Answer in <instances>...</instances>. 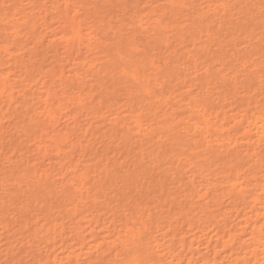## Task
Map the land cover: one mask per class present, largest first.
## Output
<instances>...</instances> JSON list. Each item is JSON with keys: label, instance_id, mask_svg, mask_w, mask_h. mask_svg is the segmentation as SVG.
<instances>
[{"label": "rangeland", "instance_id": "obj_1", "mask_svg": "<svg viewBox=\"0 0 264 264\" xmlns=\"http://www.w3.org/2000/svg\"><path fill=\"white\" fill-rule=\"evenodd\" d=\"M62 8L73 9L72 16L80 15L82 32L92 42L90 49L80 53L67 49L70 40L62 29L68 16L62 14ZM120 37L133 45L122 55H113L111 46ZM10 41L15 45L23 42L25 47H12L13 56L0 50V72L10 74L23 116H5L6 104L0 99V201L8 205L7 210L0 205V264H6L7 258H12L9 264H43L41 257L49 250L61 258L60 264H69L65 258L70 254L80 255L70 264H113L124 249L108 240L125 235L128 214L151 209L165 215L171 207L165 202L167 193L184 197L188 185L197 190L194 198L189 197L193 205L203 203L207 188L221 183L222 169L217 166L229 159L228 153L240 155L243 169H247L254 162L244 149L263 147L264 134L256 126L262 122L254 115L264 108V0H0V43ZM145 53L149 60L144 68L151 80L147 95L138 88L142 74L138 79L120 81L121 76L113 71L117 68L121 73ZM109 59L106 70L92 68L93 64L107 65ZM52 63H58L64 73L54 82L47 75ZM156 77L160 79L156 81ZM72 80L84 83L85 92L95 86L97 94L95 91L96 96L91 97L90 108L81 109L77 104L80 88L73 87ZM65 86L71 88L69 93L61 92ZM50 87L72 97V105L56 120L62 132L70 131L71 140L81 141L73 164L63 155L45 153L46 147L51 149L48 139L54 123L47 115ZM130 88L134 89L132 95ZM138 114H143L141 124L133 117ZM117 124L127 126L112 141L109 134ZM85 129H89L87 133L82 132ZM229 135L233 142L226 140ZM244 143L249 145L240 147ZM94 148L99 149L97 154ZM12 155L14 161L9 159ZM16 162L29 164L38 176L20 180L22 189L10 200L9 193L20 185L11 177L5 182L8 193L1 189L3 171ZM212 163L211 172L207 168ZM94 165L99 174L88 173V167ZM105 168L114 172L112 182L105 181ZM127 169L132 170L130 177L124 174ZM258 172L264 182V164ZM42 173L56 180L54 195H62L69 186L75 192L65 204L55 196L53 213L48 209L49 198L42 197L45 193L38 180ZM83 184L84 191L89 188L85 193L75 190ZM162 184L166 193L159 190ZM228 199L223 200L227 208L233 204ZM74 207L78 208L75 216ZM229 215L232 217L221 216L219 223L204 216L203 227L190 231L180 223L179 234L194 244V252L186 257L194 253L193 262L201 263V256L208 258L211 252L207 240L217 241L216 230L228 228L225 224L242 225L243 219L236 218L235 212ZM93 217L97 223L89 221ZM26 219L30 224L25 227ZM51 220L57 223L56 231L46 228ZM154 230L150 231L153 236L158 234ZM98 242L103 243L100 248ZM225 249L220 254L228 258L232 252ZM233 259L228 258L235 264ZM214 261L210 258L209 263L221 260Z\"/></svg>", "mask_w": 264, "mask_h": 264}, {"label": "bare ground", "instance_id": "obj_2", "mask_svg": "<svg viewBox=\"0 0 264 264\" xmlns=\"http://www.w3.org/2000/svg\"><path fill=\"white\" fill-rule=\"evenodd\" d=\"M104 2H107V0H104ZM60 11L62 12L63 15L68 16V21L65 24L66 26L62 29L63 35L65 37H68L70 40V43L67 49L71 53H80L83 48L90 49V47H92V42L90 43L87 42L90 40H88L82 32L83 29L80 27V25H83L84 23L81 17H78L80 15L79 14H76L73 16L70 15L73 12V9L62 8ZM160 40L163 41L165 39L161 38ZM132 42L133 41L130 40V42L128 43L126 39H123V37H120V39L116 43L112 44L111 46L113 50H115L113 55L114 54L122 55L123 51L125 50V48H127L128 45L132 47L133 45ZM15 46H18V48L21 49L25 47V44L22 42V43H18L17 45H15L13 44V41L7 42L4 45L0 43V50H3V52H5L6 54L13 56L11 48ZM1 54L2 53L0 51V56ZM148 58H149L148 54L145 53V56H143V58L138 57L137 59L130 61L132 64L126 66L125 69H123L121 73L119 70H116L117 68H115L113 71L115 72L116 75L118 74L119 76H121L120 81H122L124 78H127L129 80L138 79L139 78L138 75L142 74V79H141L142 82H139L138 88L144 94L147 95L150 93L149 88L151 85V80L148 79V77H150V74L146 75V70L144 68V65H145V62L149 60ZM21 62L23 63V66L25 67L27 66L26 60L25 61L23 60ZM21 62L18 64L19 66L22 65ZM109 62H110V59L108 60V64L106 65L105 63H103V66H100L101 64L94 66L93 64L92 68L97 67L98 69H96V71L101 72L109 68ZM74 65L78 66V63L74 62ZM133 65L137 66V68L136 69L132 68ZM48 67L49 68L47 71V75H49L48 77L51 78L52 82L57 81V79L63 77L64 75L63 68L59 69L58 63L55 65L52 63L51 66L49 64ZM171 70L172 69L169 67V71ZM78 75H81L80 70L78 71ZM159 79L160 77H156L155 80L157 81ZM70 82H73V80ZM71 84L72 83H69L68 85H71ZM74 84H76L77 87L80 88L78 90L80 99L77 101V104H79V107L81 109L90 108V105L93 104L94 102V99L91 97L95 95V91L97 94V90L95 89V86L89 87V89H87V91L85 92L84 83L82 82L74 83L73 82V87H74ZM50 89L51 90L47 94L48 100L50 101L47 115L50 118L54 119V123H52L51 132H50V136L48 139L49 146L51 147V149H48V147H46L45 153L49 155L50 153H52V155L54 156L63 155L65 156L66 159H68L73 164L75 161L74 159L75 152L77 151V147L81 145V141L80 139H78L77 141L71 140L70 131L66 130L65 132H62L63 130L60 128V123L59 121L56 120L57 117L59 118L60 117L59 115L63 113L62 111L64 110V108L67 109L69 108L70 105H72V97H70L69 94H67V96L60 95L61 92L63 93L65 91L69 93L71 88L70 87L67 88V86H65L61 90V92L58 90L53 91L52 87H50ZM129 93L132 95L134 93V89L130 88ZM82 95H85L84 98H82ZM0 99L6 104L5 107L7 108L6 110L7 112L4 113L5 116L12 117L17 114L23 116L22 112H19V110L21 109L20 107L21 105H18L19 102L21 104V98H18L17 96V91H15V86L13 85V81L10 78V74L4 75L1 72H0ZM26 101L28 103L27 99ZM195 101L198 102V100H195ZM94 104L95 106L96 105L99 106L101 104V101L100 103H94ZM26 105H29V104H26ZM1 110L4 111L3 109ZM260 111H259L260 113L258 112L259 114L257 113L258 115L257 114L254 115V118H256L257 121L260 120L262 122L259 126L258 125L256 126L259 129V131H261V133L264 134V108L261 109ZM75 115L78 118L79 116L82 115L81 111L77 112ZM133 117L135 118V121L137 122V124L142 123L143 114H138ZM253 122L254 121H252V123ZM124 126H127V125L117 124L113 126L109 134V139L113 141L115 135H118L120 134V132L124 131L123 130ZM88 130L89 129H85L82 132L87 133ZM2 138L3 136H2V133L0 132V142ZM226 140L229 142L230 141L233 142L234 137L229 135L227 136ZM236 143H237V139H236ZM248 145L249 143L247 144L244 143L240 147H246ZM244 150H246L245 156L251 157L254 163L251 165V167L247 169H243V159L241 158V156L240 155L238 156L234 153H228L229 159H227V161H223L222 165L219 164L217 166V169H222L220 172L223 174L222 181L217 186L212 184L210 187L207 188L208 189L207 200L205 201L203 199V201L205 202L200 203L198 205H193L195 203H192L189 200V197L194 198L195 197L194 194L197 192V190L194 189L195 187L193 185L187 184L189 188L188 189L189 193L184 197L177 196L176 194L174 195V197H172L170 196L169 193H167V198L165 199V202H169L171 207L168 213H165V215H162L161 211H155V210L143 209V208H142L144 210L143 212H140L139 210H137L136 212L132 214L131 213L128 214L126 222L124 223L125 224V235L121 236L120 234H118L116 237H114L113 240L111 239L110 241L108 240V242L110 244H113L114 246L116 245L118 246V244L120 243L124 249L122 251L120 248L121 252L119 254H116L117 256L115 255L117 258L116 259L117 261L115 260L116 262L114 261L115 263L113 264H195V262H193L195 259L192 257V256H195L194 253L192 256L190 255L188 258L186 257L189 255V253L192 254V252H194L193 251L194 244H193V241L191 242L187 241L185 238V235L183 237L181 236L182 234L181 235L179 234L182 231L181 229V231L179 232L180 225H181L180 223L186 225L187 230L190 231V230H194L197 228L199 229L203 227L202 224L204 220L202 218L204 216L208 218L210 221L216 220V222L219 223L218 219H221V216L227 217V218L232 217L229 215V213H232V212H235L236 214L235 217L240 216L241 219H243L241 221L242 225L239 224L241 226L240 227L237 226L236 228V227H232L230 223H229L230 225H227L224 222L225 227L228 226V228L226 227V229H222V231L224 232V235L222 234L223 236H221V233H220L222 232L221 230L215 231L217 232L216 236L219 238L217 237L215 238L217 240L215 244L212 242V240L211 241H209L210 239L207 240V246H208L207 248L210 247L211 249H209V251L211 250V252H209L210 254L208 253L209 254L208 258L207 256L205 257L201 256L203 257V260L200 259L201 263L199 262L200 260L198 262L200 264H210L211 263L210 258H212L213 260H215L214 262H218L219 260H221L219 264H226L224 260L225 258H227V255L222 256V254H220L222 247L223 248L226 247L225 250H227L228 248V251L232 252L228 254V258L229 256L233 257L234 258L233 261H235V264H240V263L242 264H264V182H262V180L258 177V174H259L258 170L264 164V144L262 148H252V149L245 148ZM103 151L107 153L105 149ZM98 152H99V149L94 148L93 153L97 154ZM244 152L245 151H243L242 149L240 150V154H243ZM9 159L14 161L13 160L14 155L10 156ZM108 159L109 158L107 157V160ZM218 160L219 159H217L216 161ZM211 162H215V161L211 160ZM15 164L16 165H11L10 167H6L3 171L4 173L3 182L4 183L6 182L7 179L11 177H15L16 184L20 185L18 188H15L14 191H11L9 193L10 200L15 199L14 197H17V192L22 189L20 180H23L27 178L28 176H31L35 180V178H37L38 176L37 175L38 173H35V171L31 170V168L29 167V164L19 165L18 162H16ZM212 166H214L213 163L210 165V168H207V170L212 172V170H210ZM244 166L246 165L244 164ZM88 169H89L88 173L93 171V173L99 174V168L97 165H94V167L92 168L88 167ZM105 170H107L105 171L106 172L105 181H108V180L111 181L114 176L113 175L114 172L108 168H105ZM88 173L84 172V174H88ZM124 174L129 177L133 175L131 169L125 170ZM38 180L41 181L42 186H43L42 191L45 193V194H42L43 195L42 197L45 196L49 198L48 199L49 200L48 209L50 213L54 212V200L56 198L55 196H57L58 198L61 197V199H63L62 201L63 204H65L67 200L70 199L75 194V192L71 189L72 186H69L64 189L62 195H57V194L54 195L53 186L55 185L56 180L52 181L49 178V176L44 173L40 175ZM4 183L1 185V189H5V191L8 193V188H7L8 185ZM161 183H163V181H161ZM73 184L75 183H71V185ZM136 186H139V185L137 184ZM28 188H30L29 185H28ZM84 188H85L84 184L82 186L79 185V187L77 185L75 190H77L80 193H85L89 189L87 188L84 191ZM159 190H161V192L163 193H166V189L164 188L163 184L161 185ZM168 198L169 200H167ZM225 198H229L228 199L229 201L232 200L233 204L232 206L230 205L231 207L227 208V206H225L226 204L224 205L223 200ZM0 205L5 210L8 209V205L6 201L4 202L0 201ZM193 209L198 210V212L193 214L194 213ZM77 211H78V208L74 207L73 208L74 213L72 215L75 216ZM164 212H167V211H164ZM91 220L95 223L98 222L97 220H95V217L89 219V221ZM29 224H30V220L26 219L24 222L25 227L29 226ZM46 225H47L46 228L48 231H51L53 229L54 231H56L57 223H54L53 220L47 222ZM182 226L183 225H181V227ZM215 227L216 229L218 228L220 229V227H218L217 225ZM154 229L155 230L157 229L158 234L153 236L150 231ZM241 232L244 234L241 235L242 234ZM169 234L173 235V237L170 238L171 236L170 235L169 239H167ZM209 238H212V237H209ZM27 239H29V236ZM102 244L103 243L97 244V247L100 248ZM105 249H108V247ZM49 251L50 253H47L45 256L43 254V257H41L42 258L41 262L43 264H51L52 262L57 263L61 258L55 253L54 250H49ZM202 251H205V250H202ZM99 255L100 253L98 254V256ZM78 256L80 255L70 254L67 257L68 260L66 258L65 260L68 261L69 264L75 263L77 259L79 258ZM228 258L226 260L227 264H233L231 262L232 260H228ZM11 260L12 258L11 259L7 258L6 264H9ZM60 261H59V264H60Z\"/></svg>", "mask_w": 264, "mask_h": 264}]
</instances>
